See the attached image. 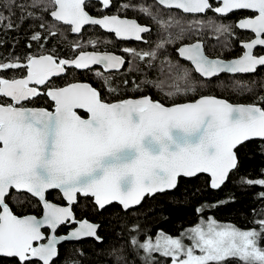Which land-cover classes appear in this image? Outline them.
<instances>
[{
	"label": "snow or ice",
	"instance_id": "6c2138e0",
	"mask_svg": "<svg viewBox=\"0 0 264 264\" xmlns=\"http://www.w3.org/2000/svg\"><path fill=\"white\" fill-rule=\"evenodd\" d=\"M86 26L145 47L101 51L109 41L84 40ZM25 28L28 51L17 55L16 41L0 57V264H84L83 249H62L103 245L87 213L110 209L120 232L108 264H264V205L240 228L205 216L202 204L175 236L129 219L200 174L212 190L232 175L264 188V168L240 174L248 144L264 154V0H0V34ZM217 45L241 54L213 57ZM81 71L100 87L77 79ZM216 86L252 102L203 94ZM41 97L47 107L36 106Z\"/></svg>",
	"mask_w": 264,
	"mask_h": 264
},
{
	"label": "trees",
	"instance_id": "16d2710c",
	"mask_svg": "<svg viewBox=\"0 0 264 264\" xmlns=\"http://www.w3.org/2000/svg\"><path fill=\"white\" fill-rule=\"evenodd\" d=\"M27 32L28 29L25 28L19 32L0 34V39L6 40L5 46L0 47V57L8 56L13 51L12 45L16 41H18V43H15V53L17 55H23L24 52L28 51L26 48L28 43L26 39ZM106 46L110 45L103 47ZM110 47H113V44ZM33 50H36L35 45ZM261 78L264 79V77ZM117 83H119V80H117ZM203 94L223 96L233 103L252 102L251 98L246 97L244 94L237 92L232 95L219 86H216L214 90L205 89ZM109 99H112V97L109 96ZM43 103L44 100L40 98L36 105H43ZM44 105L46 106L45 103ZM241 165L240 174L251 177L259 175L260 169L264 168V154L260 152L259 142L250 143L241 151ZM207 181L208 176L205 174H200L195 178L183 179L177 190L165 195H157L155 199L146 200L139 211L133 213L129 219L140 223L146 231L153 234L163 230L165 233L175 236L182 229L196 223L198 215L195 209L203 204L206 206L205 216L214 217L221 223L232 224L240 228L252 227V210L254 208L259 209L261 205H264V201L257 199V194L264 191V188L242 187L238 183L237 175H232L218 190L210 189ZM21 195L23 196V194ZM48 199L62 202L57 191H52L48 195ZM221 201L229 202L221 203L218 207H211V205ZM83 204L84 201L81 200V206ZM114 208H118V206H114ZM112 211L110 209L109 212H105L103 215H96L92 212L87 213L88 219L101 225L100 235L105 237L103 245L96 244L92 239H84L73 244H66L62 252L73 247L83 249L86 254L84 264H108L111 258L109 255L110 245L118 243L116 237L120 232V229L113 223L116 217L114 214H110ZM77 215L78 217L82 215L79 209ZM61 231H64V229H61ZM157 258L160 260V264H166L162 258ZM2 264H9V262L4 260ZM56 264H64L63 257Z\"/></svg>",
	"mask_w": 264,
	"mask_h": 264
},
{
	"label": "flooded vegetation",
	"instance_id": "af4514ba",
	"mask_svg": "<svg viewBox=\"0 0 264 264\" xmlns=\"http://www.w3.org/2000/svg\"><path fill=\"white\" fill-rule=\"evenodd\" d=\"M114 2L118 3V0H114ZM92 3H95V1H92ZM90 9L89 10H90L92 15H94V16L100 15L98 6L92 7ZM116 11H117V8L113 7L112 9L108 10L104 14L111 15V14H115ZM209 15H211V14H209ZM238 15L239 14L232 15L228 19L224 20L223 22L226 23V24L234 22V21H236L238 19ZM127 16L129 18H133V17H137V14L130 11V12L127 13ZM140 22L141 23H147L148 21L141 19ZM85 34H86V39H88V38L95 39L97 36H100V37H97V39L100 38V39L104 40L105 36L108 37V38L112 37L113 40L115 39V41H114L115 44H113V48L110 47L111 44H110V46H106V47H103L106 44H102L103 46H99V50H101V51L107 50V51H111V52H114V53L119 54V55H124L121 52V49L123 47H130V48H142V47H145L143 44H140L139 42H136V41H122V40H118V39H116L114 37L113 34L107 33L106 31L102 30L99 26H87V27H85L84 35ZM88 50H91V49H88ZM209 53L213 57L219 56L221 58L231 59V58H235L238 55H240L241 51H240V48L238 46L233 48V49H231V50H229L227 48H223V47H220L219 45H217V47H215L214 49H209ZM74 75H75V77L77 79H79L81 81L92 83L93 86H95L97 88L100 87V84L97 82V79L95 78V76H94V74L92 72L81 71V72H76ZM41 98L44 100V103L46 104V106L44 105V103H43V105L40 104V105H36V106L47 107L48 105L46 103L47 102L46 99L43 98V97H41ZM58 203H63V201L62 202H58Z\"/></svg>",
	"mask_w": 264,
	"mask_h": 264
},
{
	"label": "rangeland",
	"instance_id": "374dc122",
	"mask_svg": "<svg viewBox=\"0 0 264 264\" xmlns=\"http://www.w3.org/2000/svg\"><path fill=\"white\" fill-rule=\"evenodd\" d=\"M96 37V36H95ZM97 37H100V36H97ZM97 37L95 38V39H97ZM83 39L84 40H87L86 39V34L85 35H83ZM89 39V38H88ZM100 39V38H99ZM223 39V38H222ZM100 40H102V39H100ZM102 41H109L108 43H106V45H110V44H115V42H114V40L112 39V37H104V40H102ZM102 45V44H101ZM113 48V47H112Z\"/></svg>",
	"mask_w": 264,
	"mask_h": 264
},
{
	"label": "water",
	"instance_id": "95a60500",
	"mask_svg": "<svg viewBox=\"0 0 264 264\" xmlns=\"http://www.w3.org/2000/svg\"><path fill=\"white\" fill-rule=\"evenodd\" d=\"M92 1H95V0H92ZM87 27V26H86ZM233 103V102H232ZM206 175V174H205ZM49 200H51V199H49ZM53 201V200H52ZM55 202V201H54Z\"/></svg>",
	"mask_w": 264,
	"mask_h": 264
}]
</instances>
